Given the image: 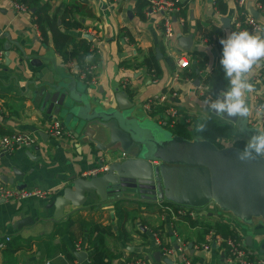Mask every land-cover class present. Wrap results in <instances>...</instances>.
I'll return each instance as SVG.
<instances>
[{
	"label": "crops",
	"instance_id": "0c3cea01",
	"mask_svg": "<svg viewBox=\"0 0 264 264\" xmlns=\"http://www.w3.org/2000/svg\"><path fill=\"white\" fill-rule=\"evenodd\" d=\"M65 1L68 0H52L51 12L55 13ZM84 1L93 14H77L82 27L70 33L76 40L82 37L92 40L97 47L98 59L90 82L75 61L66 64L50 41H42L32 21L34 9L18 11L13 0H0L3 36L0 43L5 54L9 46V56L0 65V136L22 132L34 139L31 147L0 157V184L52 192L44 199L0 201V243L5 244L0 247V264H93L94 249L105 251L108 264H126L136 257L182 264L175 257L164 259L161 255L162 248L181 245L191 264H228L224 245L212 240L226 237L238 239L249 252L264 253V219L256 217L244 222L216 205L202 208L203 213L196 219L174 216L171 212L174 205L164 202L102 201L94 192L80 206L69 203L63 209L54 205L66 188H72L75 177H81L92 167L108 165L112 157L103 148L108 139L99 135L95 126L75 131L73 122L67 126L57 105L48 113L50 102L44 101V91L54 84L72 81L96 107L133 104V114L163 135H171L161 122L168 108L177 113L168 123L181 124L190 130L195 120L212 117L234 127L233 139L225 143L230 146L236 137L247 139L237 125L207 108L204 101L210 97V91L206 96L199 89L204 73L187 77L188 70L196 67L191 53L203 52L205 72L218 71V79H222L223 46L219 41L232 32L231 25L240 7L260 25V32H249L264 34V8L257 0H244L242 6L238 0H222L224 13L217 11L213 0H188L184 23L181 17H172V34L168 37L161 29L162 13L148 11L144 18H139L133 12L134 0ZM223 18L229 19L227 25ZM205 22L208 30L213 31L210 41L198 34V24ZM150 54L161 67L157 78L144 63ZM181 57L190 60L189 67H177V59ZM263 67L264 64L254 67L249 76L253 92L248 97L251 114L247 118L251 126L261 131H264V100L259 98L261 85L256 76ZM162 95L166 102L157 101L145 110L148 100ZM159 107L164 108L163 112L157 111ZM56 120L64 130L61 137L50 133ZM8 236L17 240L18 249H7ZM207 242L208 249H203ZM78 243L83 245L81 251L88 254L82 261L76 256Z\"/></svg>",
	"mask_w": 264,
	"mask_h": 264
},
{
	"label": "water",
	"instance_id": "95a60500",
	"mask_svg": "<svg viewBox=\"0 0 264 264\" xmlns=\"http://www.w3.org/2000/svg\"><path fill=\"white\" fill-rule=\"evenodd\" d=\"M228 20L222 19L226 25ZM6 51L9 56L8 45ZM43 93L44 101L50 102L48 113L57 105L75 131L95 126L108 139L103 148L112 157L105 173L75 177L72 188L53 202L56 207L80 206L94 192L102 201L164 202L196 209L216 205L244 222L264 219V157L240 161L237 152L242 149L234 145L219 148L208 140L163 135L133 114V104L96 107L72 81L54 84ZM229 121L240 129V120ZM243 126L246 139L261 132L247 119ZM76 256L82 261L88 254L80 251Z\"/></svg>",
	"mask_w": 264,
	"mask_h": 264
},
{
	"label": "trees",
	"instance_id": "16d2710c",
	"mask_svg": "<svg viewBox=\"0 0 264 264\" xmlns=\"http://www.w3.org/2000/svg\"><path fill=\"white\" fill-rule=\"evenodd\" d=\"M20 5L26 6L29 10H33L32 12V21L36 26L42 41L44 43H48L49 41L52 43L54 49L60 54L63 61L66 64H70L73 61L76 62L78 68L81 73L86 74V80L92 81L93 75L89 73L88 69L91 65H94L98 59L97 47L94 46L92 40L88 38L82 37L80 39H75L74 36L70 33L71 30L82 27V23L77 18V14L79 15H92L91 9L85 3L84 0H68L61 4V7L55 12L52 13V0H16ZM174 2L175 7L177 8L176 16L181 17L183 19V23L185 21L186 10H187V2L188 0H171ZM214 5L220 13L225 12L224 3L222 0H213ZM258 5L264 8V0H257ZM149 11V0H134L133 12L139 18H144ZM245 13L243 8L240 7L238 11L237 18L235 22L231 25V31H238L236 29L235 24L239 22L241 27H245L243 25V19L245 18ZM208 23H199L198 24V34L200 38L207 39L210 41L213 37V31L208 30ZM124 33L126 34L128 40H132L129 33H127L124 29ZM264 36V34L262 35ZM1 42V41H0ZM1 45V43H0ZM71 46V48H70ZM193 56L196 67L194 69L188 70L187 77L195 78L198 74H202L201 83L210 85V97L215 99L216 93L222 91L227 85V80L225 76H222V79H218L219 72H205L204 67L206 64V57L203 52L194 51L191 53ZM145 65L149 72L153 74V77H159L161 74V67L159 66L158 61L155 59V56L150 54L145 59ZM263 76V84H264V67L260 71ZM162 107H159L157 111H162ZM207 120V130L198 133L194 131V127L198 122H203L204 119L195 120L193 122V128L190 130L184 127L181 124H169L167 121L164 125L167 128L171 135H177L184 137L188 140H192L195 138L208 140L213 143L217 147L226 146L225 143L227 140H232L235 130L234 127L229 123H220L212 117H208ZM264 124V121H263ZM218 138H220L221 142H218ZM245 141L238 139L235 140L232 145L243 149ZM173 205L171 203H167ZM95 228L100 231V227L95 225ZM105 230V229H103ZM15 239H10L8 241L7 249L8 250H16L18 246H16ZM105 251L101 249H94V252L91 256V260L93 264H108L105 260ZM68 256L73 258L72 253H68Z\"/></svg>",
	"mask_w": 264,
	"mask_h": 264
},
{
	"label": "built area",
	"instance_id": "2783aa9c",
	"mask_svg": "<svg viewBox=\"0 0 264 264\" xmlns=\"http://www.w3.org/2000/svg\"><path fill=\"white\" fill-rule=\"evenodd\" d=\"M181 1V0H176ZM244 0H238L239 6L243 5ZM14 5L18 11H28L29 9L24 6L20 5L16 0H13ZM149 11L151 12H159L162 13V21H161V29L165 36H170L172 34L171 29V21L172 17L176 16L177 8L174 5V2L171 0H149ZM243 25L245 27H241V24L237 22L235 24L236 29L238 31H256L260 32L261 28L257 20L249 15L248 13H245V18L243 19ZM2 33H0V40L2 38ZM5 50L0 45V65L4 63L5 61ZM177 67L179 68H187L190 66V60L181 57L177 59ZM95 69V65H92L89 67L88 71L89 73H92ZM85 76L86 74L83 73ZM153 76V74H152ZM256 80L261 85V90L259 94V98L264 100V84H263V76L261 73H258L256 76ZM199 89L202 91L203 95L208 96L209 94V84H200ZM158 102H166V97L164 95L155 98V100L150 99L145 103V110H149L150 105L152 103ZM176 111L173 108H168L165 110L164 113V119L161 121L163 125L166 124L167 121L171 119H175L176 117ZM50 133L54 136L61 137L64 133L62 124L60 121L56 120L54 123H52L50 127ZM34 143V139H32L29 135L22 133V132H15L11 134H5L0 136V157L6 154H12L17 149L22 147H31V145ZM108 170V165H100L95 166L83 173L82 176L84 177H93L98 176L103 173H105ZM52 192L48 190H42L39 188H14L9 187L4 184H0V201H20L23 199L28 198H38V199H44L48 197ZM174 216H183L188 217L190 219H196L198 218L202 213V208L196 209V208H189L186 206H178L174 205L173 210L171 211ZM10 237H7V240H9ZM214 242H217L221 245H224L225 252H226V262L228 264H264V253L258 254L256 252H249L245 249L243 244L234 237H226L224 239H212ZM0 247H5V244L3 242L0 243ZM209 242L203 245V249H208ZM77 252H80L83 250L82 243H78L75 247ZM161 255L164 259L170 258L174 259V257L177 260H180L182 264H191L190 258L185 253V248L183 245L173 247V248H162L161 249ZM178 255V256H177ZM126 264H165L164 262H150L144 259L143 257H136L132 258L130 260H127Z\"/></svg>",
	"mask_w": 264,
	"mask_h": 264
},
{
	"label": "clouds",
	"instance_id": "9594fccd",
	"mask_svg": "<svg viewBox=\"0 0 264 264\" xmlns=\"http://www.w3.org/2000/svg\"><path fill=\"white\" fill-rule=\"evenodd\" d=\"M219 42L223 46L220 64L228 83L216 93L215 99L209 97L204 103L211 112L222 118L240 120L239 131L243 134L247 131L243 126L244 121L251 114L248 97L253 92V85L249 76L254 67L264 64V36L247 30L232 31ZM208 119L205 117L203 122H198L194 131H206ZM218 142H221L220 138ZM261 157H264V131L249 136L243 149L237 152L240 161Z\"/></svg>",
	"mask_w": 264,
	"mask_h": 264
},
{
	"label": "rangeland",
	"instance_id": "374dc122",
	"mask_svg": "<svg viewBox=\"0 0 264 264\" xmlns=\"http://www.w3.org/2000/svg\"><path fill=\"white\" fill-rule=\"evenodd\" d=\"M162 126V125H161Z\"/></svg>",
	"mask_w": 264,
	"mask_h": 264
}]
</instances>
